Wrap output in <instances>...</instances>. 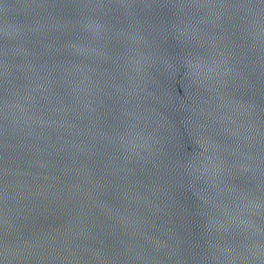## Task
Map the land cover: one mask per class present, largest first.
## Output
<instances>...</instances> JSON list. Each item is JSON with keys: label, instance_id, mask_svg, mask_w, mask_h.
Masks as SVG:
<instances>
[{"label": "water", "instance_id": "95a60500", "mask_svg": "<svg viewBox=\"0 0 264 264\" xmlns=\"http://www.w3.org/2000/svg\"><path fill=\"white\" fill-rule=\"evenodd\" d=\"M0 264H264V0H0Z\"/></svg>", "mask_w": 264, "mask_h": 264}]
</instances>
